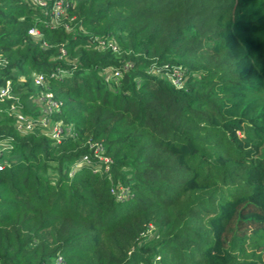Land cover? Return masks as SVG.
<instances>
[{
    "label": "trees",
    "instance_id": "trees-1",
    "mask_svg": "<svg viewBox=\"0 0 264 264\" xmlns=\"http://www.w3.org/2000/svg\"><path fill=\"white\" fill-rule=\"evenodd\" d=\"M70 1L0 0V264H264V0ZM39 74L59 141L12 110Z\"/></svg>",
    "mask_w": 264,
    "mask_h": 264
},
{
    "label": "built area",
    "instance_id": "built-area-1",
    "mask_svg": "<svg viewBox=\"0 0 264 264\" xmlns=\"http://www.w3.org/2000/svg\"><path fill=\"white\" fill-rule=\"evenodd\" d=\"M35 6L39 7L43 14L46 16L43 20L52 26L64 25L66 28H71L73 21L76 20L77 16L74 13H71L72 3L70 0H30ZM29 32L36 37L40 38L42 32L39 27L32 26L29 29ZM97 45L102 48H112L118 50L119 47L116 42L112 39H106L99 36L94 38ZM65 71L60 70L59 73H53L52 75L62 76ZM116 76L120 73L118 71L114 72ZM36 85L46 86L47 89L44 90L43 94L38 97V109L35 111V115L25 113L22 110V105L15 103L12 106V110L15 113L17 118V126L20 131L23 133L34 130L39 127L45 130V132L57 139L61 140L63 134L71 133V128L65 126L62 120L55 121L51 116L53 112L61 110L62 101L55 98L53 92L48 86L47 77L45 74H39L34 79ZM173 82L176 85L181 84V73L176 72L173 74ZM14 99V94L12 92V85L10 81H7L6 84H0V99ZM10 147L6 144L5 148ZM98 153V150H97ZM99 158L110 162V157L99 155ZM93 161L89 156H84L80 158L76 163H74L71 175L76 169L81 167L83 164H91ZM3 168V165L0 164V169ZM109 169V166L106 167V170ZM113 195L118 199H126L129 196V189L126 187H113L111 189ZM59 264L61 263V258L58 260Z\"/></svg>",
    "mask_w": 264,
    "mask_h": 264
},
{
    "label": "rangeland",
    "instance_id": "rangeland-1",
    "mask_svg": "<svg viewBox=\"0 0 264 264\" xmlns=\"http://www.w3.org/2000/svg\"><path fill=\"white\" fill-rule=\"evenodd\" d=\"M43 92H44V91H43ZM43 92H42L40 95H42V94H43ZM40 95H39V96H40ZM39 96H38V97H39ZM31 107H33V103H32V104H30V108H31ZM37 109H38V107H37L35 110H37Z\"/></svg>",
    "mask_w": 264,
    "mask_h": 264
}]
</instances>
